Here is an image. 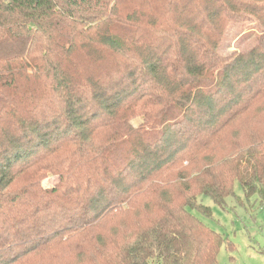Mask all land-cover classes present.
I'll use <instances>...</instances> for the list:
<instances>
[{"label":"trees","instance_id":"obj_1","mask_svg":"<svg viewBox=\"0 0 264 264\" xmlns=\"http://www.w3.org/2000/svg\"><path fill=\"white\" fill-rule=\"evenodd\" d=\"M236 182L264 208V0H0V264H217Z\"/></svg>","mask_w":264,"mask_h":264},{"label":"rangeland","instance_id":"obj_2","mask_svg":"<svg viewBox=\"0 0 264 264\" xmlns=\"http://www.w3.org/2000/svg\"><path fill=\"white\" fill-rule=\"evenodd\" d=\"M258 34L256 26L251 22L230 25L220 53L229 55L246 51L256 44ZM140 122V119L133 121L135 125ZM234 137L235 131L228 135V141ZM56 183L57 178L54 176L42 181L44 188H52ZM198 202L211 209V217L196 210L191 212L225 240L217 264H264V208L258 196L248 199L240 183L236 182L234 196L227 199L224 209L206 196H200Z\"/></svg>","mask_w":264,"mask_h":264},{"label":"built area","instance_id":"obj_3","mask_svg":"<svg viewBox=\"0 0 264 264\" xmlns=\"http://www.w3.org/2000/svg\"><path fill=\"white\" fill-rule=\"evenodd\" d=\"M263 235H264V231H263Z\"/></svg>","mask_w":264,"mask_h":264}]
</instances>
